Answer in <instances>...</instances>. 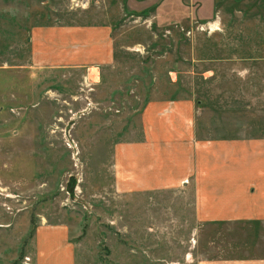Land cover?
<instances>
[{"label": "rangeland", "instance_id": "1", "mask_svg": "<svg viewBox=\"0 0 264 264\" xmlns=\"http://www.w3.org/2000/svg\"><path fill=\"white\" fill-rule=\"evenodd\" d=\"M138 1L148 4L0 0V264H33V236L45 223L68 227L75 264L263 262L264 225L199 224L187 193L117 192L111 161L151 99L190 95L264 132V0ZM174 6L188 17L174 21ZM215 19L219 31L196 30ZM107 20L109 64L29 65L32 27Z\"/></svg>", "mask_w": 264, "mask_h": 264}, {"label": "crops", "instance_id": "2", "mask_svg": "<svg viewBox=\"0 0 264 264\" xmlns=\"http://www.w3.org/2000/svg\"><path fill=\"white\" fill-rule=\"evenodd\" d=\"M116 1L129 9L148 4ZM166 1L174 2L162 0L159 8ZM205 1L210 5V0ZM170 17L179 21L188 13L174 6ZM113 33L108 20L91 25L34 26L29 32V65L90 70L109 64L114 59ZM176 74L169 73L172 85L179 80ZM204 74L207 78L213 72ZM236 119L235 113L203 107L190 95L149 100L141 109L136 136L113 147L111 173L116 191L135 197L187 193L191 194L193 219L199 224L264 225V132H259L258 124L242 126ZM32 259L33 264H75L68 227L63 223L38 225ZM261 260L206 264H264Z\"/></svg>", "mask_w": 264, "mask_h": 264}, {"label": "built area", "instance_id": "3", "mask_svg": "<svg viewBox=\"0 0 264 264\" xmlns=\"http://www.w3.org/2000/svg\"><path fill=\"white\" fill-rule=\"evenodd\" d=\"M82 6V5H80ZM217 18V17H215ZM218 19V18H217ZM218 20H213V21H210V22H207L206 24H198L196 26V30H199V31H205V30H208V32H214V31H219L220 28H219V25H218ZM190 32H187V35H189ZM87 79H89L88 77H85L84 78V83H88L87 82ZM91 80V79H90ZM92 103H88V105L90 106ZM95 109H99L98 107H95ZM26 260V263H28L30 261L29 258H25Z\"/></svg>", "mask_w": 264, "mask_h": 264}]
</instances>
